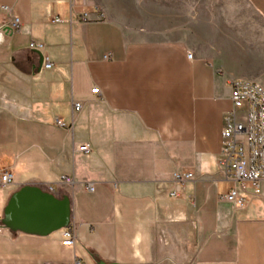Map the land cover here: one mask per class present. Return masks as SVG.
<instances>
[{
	"label": "crops",
	"instance_id": "0c3cea01",
	"mask_svg": "<svg viewBox=\"0 0 264 264\" xmlns=\"http://www.w3.org/2000/svg\"><path fill=\"white\" fill-rule=\"evenodd\" d=\"M175 1L0 0V264H264V180L238 207L220 166L231 81L264 85V0ZM24 185L69 197L74 247L3 225Z\"/></svg>",
	"mask_w": 264,
	"mask_h": 264
},
{
	"label": "built area",
	"instance_id": "2783aa9c",
	"mask_svg": "<svg viewBox=\"0 0 264 264\" xmlns=\"http://www.w3.org/2000/svg\"><path fill=\"white\" fill-rule=\"evenodd\" d=\"M5 11H10L9 6H2ZM84 21L92 20L87 10L81 13ZM101 19V17H100ZM54 21H62L61 17L53 18ZM20 19L14 17L11 26L20 28ZM30 47L42 50L44 44L31 42ZM189 57L193 54L189 53ZM106 59L111 54L105 55ZM43 66L46 69L52 68L53 64L48 57H43ZM232 108L224 116V128L222 132L220 166L226 178L232 182V186L225 194V198L238 207L247 204V194L257 195L261 193L259 183L264 180V85L255 79L237 78L231 81ZM93 93H99V88H93ZM75 109L80 110L82 104H74ZM59 126L67 127L62 119L57 118ZM78 149L83 152H90L88 144H81ZM174 179L183 183L193 177L191 172L176 171ZM63 180L71 183L73 179L63 176ZM14 175L9 170L0 173V187L13 183ZM93 190V186H89ZM176 195L175 192L171 193ZM64 237L62 244L74 247L76 241L75 228L69 226L63 229ZM79 264L75 259L71 263Z\"/></svg>",
	"mask_w": 264,
	"mask_h": 264
},
{
	"label": "water",
	"instance_id": "95a60500",
	"mask_svg": "<svg viewBox=\"0 0 264 264\" xmlns=\"http://www.w3.org/2000/svg\"><path fill=\"white\" fill-rule=\"evenodd\" d=\"M71 201L36 185H24L10 198L2 223L15 232L46 236L71 223Z\"/></svg>",
	"mask_w": 264,
	"mask_h": 264
},
{
	"label": "rangeland",
	"instance_id": "374dc122",
	"mask_svg": "<svg viewBox=\"0 0 264 264\" xmlns=\"http://www.w3.org/2000/svg\"><path fill=\"white\" fill-rule=\"evenodd\" d=\"M108 1H109V2H112V1H114V0H108ZM121 1H124V0H120V2H121ZM209 2H210V0H200V7H201V9H202V8H206V6H207V4H208ZM122 3H125V5L128 4L127 1L122 2ZM130 3H132V2H130ZM133 3H134V2H133ZM147 4H148V3H146V5H147ZM164 5L171 6V7H173V9H174V8H179V9H185V8H186L184 4H182V3H178V2H176L175 0H166V2H164V1H160V0H152V3H150V6H151L152 11H153L154 13H156V14H159V11H160L161 6H164ZM140 6H141V8H143L144 3L141 2V3H140ZM153 21H157V22H158V21H159L158 17H157V18H154Z\"/></svg>",
	"mask_w": 264,
	"mask_h": 264
}]
</instances>
